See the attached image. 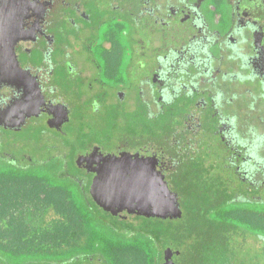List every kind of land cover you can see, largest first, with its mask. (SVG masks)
I'll list each match as a JSON object with an SVG mask.
<instances>
[{"label":"flooded vegetation","instance_id":"flooded-vegetation-1","mask_svg":"<svg viewBox=\"0 0 264 264\" xmlns=\"http://www.w3.org/2000/svg\"><path fill=\"white\" fill-rule=\"evenodd\" d=\"M0 22L19 35L14 58H6L19 70L0 68V264H107L92 248L94 228L84 245L68 250L27 245L45 238L32 231L26 214L54 208L47 204L55 187L50 178L64 180L56 184L60 192L70 183L71 207L92 209L91 220L114 232L130 237L147 222L150 264H183L178 237L189 212L211 201L207 191L216 179L231 195L232 209L253 214L264 207L255 193L264 190V0H0ZM124 74L138 77L137 86L129 78L103 81ZM73 94L89 96L86 110L94 116L112 109V129L129 114L133 127L116 140L95 138L81 119L73 129L83 142H65ZM120 156L145 161L140 166L156 181L163 178L178 216L113 214L93 200V178ZM188 196L198 197L187 204ZM242 237L237 244L233 239L239 250L232 239L216 237L222 251H206L207 263L264 264V237ZM160 238L167 242L160 246ZM130 246L134 252L137 243ZM193 256L189 251L186 258ZM123 260L118 264H132Z\"/></svg>","mask_w":264,"mask_h":264},{"label":"rangeland","instance_id":"rangeland-1","mask_svg":"<svg viewBox=\"0 0 264 264\" xmlns=\"http://www.w3.org/2000/svg\"><path fill=\"white\" fill-rule=\"evenodd\" d=\"M96 35L97 38H99L98 42L103 40L102 30L98 34L96 33ZM122 40L125 39L122 37ZM97 47L98 44L95 45V47L93 48V52H95L96 58L98 57ZM75 54L78 55L80 54V52H76ZM103 77L104 75L102 76V78ZM126 77V74L122 75V77L110 75V77L106 79L107 81L104 79L103 81L110 85L120 83L124 84L125 80L127 81V79L129 78V83L133 84V86H137L136 79H138V77L136 78L135 75H130L128 78ZM72 98L74 100L73 103L75 104L74 118L71 121L70 135L67 139H65V142L72 143L74 145L76 143L78 144L79 142H83L80 139H76V137L74 136L76 132L75 129H73V127H80L78 123L81 122V119L87 122L89 127L88 132L90 133L91 137L95 138H98V135L100 134H109V136L112 137V140H114L115 138L113 136H116L120 132V130L128 131L123 128L133 127L131 121L132 116L129 114L125 117V120L121 122V127L119 125V127L112 129L113 122H115V114L114 112H112V109L101 111L99 114H96L94 116V114H90L86 110V105L88 103L87 100L89 99L88 95H83L79 97V100L76 95L72 96ZM126 102L129 105V103L132 101L126 100ZM102 140L97 139V141L103 142ZM112 140L111 142L113 143ZM111 142L107 141V143L112 144ZM2 145L5 146V144ZM62 146L63 145H61V147ZM35 156L40 157L39 152H37ZM47 181L50 182L51 185H61L64 182V180L57 181L54 178H50ZM215 182V188L209 189L210 192L205 190L207 191V193H210V198L212 197L211 201L204 204L202 203L199 206L197 205L195 209H193V211L189 212L190 220L187 225L189 233H181L178 237L179 251L182 254L183 251L186 250L185 255L182 254L183 257H180L179 259L183 262V264H201V262L206 257L204 255L206 251L212 253L222 251L220 249L221 243L218 242V238L216 237H221L223 240L227 238L232 239V244L230 245V242L228 243L231 247H234L235 250H239L240 248H238L237 245L233 244V239L234 243L237 244V238L242 239V236H246L249 238L257 237L259 239L264 237V230L258 227L256 225L257 223H252V221H254L258 217L257 215L259 213L264 212V207L259 206L253 214L250 212V210L232 209L233 206L231 205V195H229L228 191L223 187V182L219 179H216ZM192 188L193 193L197 191L195 187ZM71 191H73L72 188ZM215 192L218 194L217 199L213 196V193ZM255 193L264 198V190H259ZM195 197L198 196H193V199L188 196V198L184 200L187 202V204L190 202L193 203L195 201ZM204 197L205 195L203 196V198ZM201 201L206 202L208 200L202 199ZM28 212L29 213L26 214V219L28 221H31L32 231H34L37 236L44 235L43 237H45L43 238V240H35L34 243L27 244L35 245L36 250L41 251L43 249L50 248L53 251L57 252L68 250L74 248L75 246H82L88 241L89 235L92 233V229L94 228L97 229L99 232H96V239L92 244V248L93 250L95 249L99 251V253L106 260L107 264H118L119 261L123 259H125L123 261H129L132 262V264H140L139 262L141 257L144 258L141 259L143 264H150V250H153L154 247H152L153 245L151 247H148L147 244H144V241L146 240L147 236V233L144 230L152 228L150 226H145L147 222L143 225H141V223L138 225L142 228L141 231L143 230V232L139 231L134 233V235L130 234L132 236L127 237L123 234L114 232V230H111L110 228H108V226L97 220H91L95 218V215L93 213L94 211L92 209H86V211L84 209H79V214H88L91 220L90 224L83 223L80 226L72 225L69 215H62L61 213H57L53 206H47L46 209H36L34 212L30 210ZM101 217L105 218V216L103 215ZM244 222H246V224ZM153 223L154 222H150V224ZM166 242L167 241L165 238H160L159 245H164ZM131 243H137V248L134 249V252L133 248H130ZM129 249L131 250V252L126 253ZM189 251L194 252V256L191 258H186L187 252ZM110 253H112V255ZM221 257L222 254L220 255V258ZM222 258L225 259L224 255ZM214 259V262H210V264H217L219 259ZM224 259H222V261ZM206 261L208 262L209 260L206 259Z\"/></svg>","mask_w":264,"mask_h":264},{"label":"water","instance_id":"water-1","mask_svg":"<svg viewBox=\"0 0 264 264\" xmlns=\"http://www.w3.org/2000/svg\"><path fill=\"white\" fill-rule=\"evenodd\" d=\"M5 26L0 22V68L7 71L11 65L15 72L19 70L16 62L6 58H14L13 46L19 35ZM7 83L13 84L12 81ZM140 165L145 166V161L129 156L111 157L92 180L90 194L93 200L113 214L126 210L163 218L170 212L178 216L180 210L176 198L166 182L162 177L156 181L152 171Z\"/></svg>","mask_w":264,"mask_h":264},{"label":"trees","instance_id":"trees-1","mask_svg":"<svg viewBox=\"0 0 264 264\" xmlns=\"http://www.w3.org/2000/svg\"><path fill=\"white\" fill-rule=\"evenodd\" d=\"M54 186L55 187L52 190V192L49 195H47V204L52 203L54 205L55 211L57 213L69 215L71 224L76 225V226H80L77 224V216L80 217L79 209L75 208V206L71 207V203L73 201H75V199H73V200L71 199V192H72L71 187H72V185H70V183H68L66 185L69 189L68 191H65L66 194L63 191L60 192V187H61L60 185L55 184ZM77 213L79 215H76ZM82 216H83L82 223H87V224L91 223L90 222L91 220H90L88 214L84 213ZM257 219H258V222L256 225L264 230V212L259 213ZM244 223H246V222H244ZM186 229L187 230L183 231V232H185V233L188 232V230H189L188 226L186 227ZM201 264H208L206 261V257L201 262Z\"/></svg>","mask_w":264,"mask_h":264}]
</instances>
